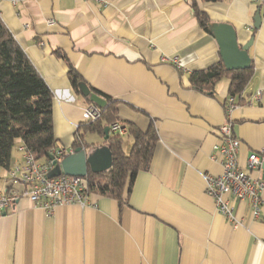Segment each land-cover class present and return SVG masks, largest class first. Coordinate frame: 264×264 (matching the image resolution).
I'll list each match as a JSON object with an SVG mask.
<instances>
[{
    "label": "crops",
    "instance_id": "1",
    "mask_svg": "<svg viewBox=\"0 0 264 264\" xmlns=\"http://www.w3.org/2000/svg\"><path fill=\"white\" fill-rule=\"evenodd\" d=\"M192 2L209 18V31L197 22ZM260 3L0 0L1 20L53 94L56 147L72 148L75 133H84L86 149L106 145L97 132L78 126L92 102L72 89L56 50L86 84L116 102L118 122L142 131L152 123L158 136L148 169L136 174L121 205L90 194L87 205L58 206L46 216L27 198L14 202L0 215V264H264V191L256 219L247 201L234 203L240 225L233 228L216 211L204 180L221 172L214 146L225 120L240 142L239 165L250 150L264 147ZM224 41L248 45L252 67L230 111L229 79L219 80L211 93L188 82L190 72L227 56ZM126 134L127 153L132 140ZM19 159L18 152L11 164ZM248 172L261 178V170Z\"/></svg>",
    "mask_w": 264,
    "mask_h": 264
},
{
    "label": "trees",
    "instance_id": "2",
    "mask_svg": "<svg viewBox=\"0 0 264 264\" xmlns=\"http://www.w3.org/2000/svg\"><path fill=\"white\" fill-rule=\"evenodd\" d=\"M260 7L264 17V0H261ZM192 8L200 27L209 31L207 15L194 2ZM55 54L66 62L67 77L76 93L82 94L80 85L85 84L90 92L106 101L104 107L100 108L98 119L83 121L78 126L84 132H97L104 138L111 152V167L99 173L88 170L83 180L90 194L111 197L121 205L125 203L136 174L149 167L158 140L156 129L152 123L145 131L128 124L126 135L131 138L132 145L126 153L123 150V135L109 131L110 124L118 121L116 102L86 84L63 52L56 50ZM251 76V66L228 69L220 59L206 68L190 72L188 82L196 90L211 93L219 80L227 78L228 95L238 97ZM52 97L51 90L0 18V168L10 166L12 150L15 146L17 148V143L31 149L37 159L49 158L51 149L56 147L51 115ZM83 134L75 133L72 149L82 145Z\"/></svg>",
    "mask_w": 264,
    "mask_h": 264
},
{
    "label": "built area",
    "instance_id": "3",
    "mask_svg": "<svg viewBox=\"0 0 264 264\" xmlns=\"http://www.w3.org/2000/svg\"><path fill=\"white\" fill-rule=\"evenodd\" d=\"M176 62V60H173ZM259 94H257L258 96ZM236 106L234 97L229 96L226 101V110L230 111ZM100 116V108L91 103L83 113V121H93ZM220 143L214 148L220 154L218 160L221 172L217 175L205 174V190L213 199L216 211L223 215L236 228L240 225L235 212V202L247 201L250 206L251 217L258 218L263 203L264 180L253 178L248 171L260 170L264 161V147L250 150L247 153L245 165H239L237 155L239 139L233 134L232 125L225 120L218 126ZM109 131L124 135L128 126L121 122H113ZM72 148L54 147L50 151L52 158L37 159L31 149L19 144L20 153L16 161L5 169L4 185L0 189V215L18 199L27 198L32 205L50 216L55 207L77 204H88V192L83 177L78 175H64L49 177L48 174L54 165L62 158L72 153Z\"/></svg>",
    "mask_w": 264,
    "mask_h": 264
},
{
    "label": "water",
    "instance_id": "4",
    "mask_svg": "<svg viewBox=\"0 0 264 264\" xmlns=\"http://www.w3.org/2000/svg\"><path fill=\"white\" fill-rule=\"evenodd\" d=\"M261 22L259 12L257 11L254 17V27H258ZM226 57H223V62L228 69L238 70L245 69L250 66V58L247 53L248 45L238 48L224 41ZM82 95L96 104L99 108L104 107L106 101L99 95L90 92L85 84L80 85ZM51 159L52 156L50 155ZM111 167V152L107 145L86 149L82 146L77 147L72 153L68 154L60 160V162L50 170L48 176L64 175H78L81 177L86 176L87 171L99 173L107 171ZM259 169L262 172L261 178L264 180V161L261 163Z\"/></svg>",
    "mask_w": 264,
    "mask_h": 264
},
{
    "label": "rangeland",
    "instance_id": "5",
    "mask_svg": "<svg viewBox=\"0 0 264 264\" xmlns=\"http://www.w3.org/2000/svg\"><path fill=\"white\" fill-rule=\"evenodd\" d=\"M17 155H18V151H17V148H16V146L13 148V150H12V157H11V160H13L15 157H17ZM2 169H0V171H1ZM1 173H2V171H1Z\"/></svg>",
    "mask_w": 264,
    "mask_h": 264
}]
</instances>
